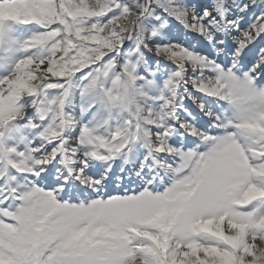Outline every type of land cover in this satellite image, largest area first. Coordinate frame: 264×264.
<instances>
[{
    "label": "snow or ice",
    "instance_id": "1",
    "mask_svg": "<svg viewBox=\"0 0 264 264\" xmlns=\"http://www.w3.org/2000/svg\"><path fill=\"white\" fill-rule=\"evenodd\" d=\"M0 264H264V0H0Z\"/></svg>",
    "mask_w": 264,
    "mask_h": 264
}]
</instances>
